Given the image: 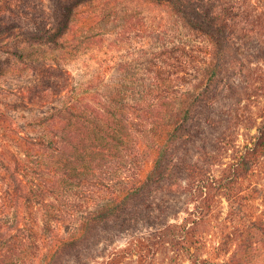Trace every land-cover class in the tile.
<instances>
[{"label": "trees", "instance_id": "1", "mask_svg": "<svg viewBox=\"0 0 264 264\" xmlns=\"http://www.w3.org/2000/svg\"><path fill=\"white\" fill-rule=\"evenodd\" d=\"M20 2L0 0V17L32 20L28 35L55 45L59 58L90 48L94 66L85 81L73 83L59 66L44 65V82L29 99L40 104L63 94L62 104L37 117L38 136L12 134L23 158L10 149L0 152L10 213L0 222V264H63L97 225L133 231L101 264L128 258L152 264L164 247L173 250L172 262L184 253L192 264H216L213 253L201 257L192 247L218 193L239 209L230 210L238 222L229 232L220 227L226 235L216 247L230 253L229 240L239 242L217 264H249V248L264 245V217L249 213L247 204L260 193L264 174V98L258 96H264V77L253 65L264 59V0H66L63 11L32 17ZM1 62L0 54V75ZM116 64L125 75L107 84ZM11 124L0 108V132L9 135ZM240 126L250 136L242 147L234 139ZM218 128L207 136V129ZM224 150L233 159L218 175L214 164ZM126 179L130 186L81 221L78 233L59 235L54 218L60 221L79 205L77 197L89 196V183ZM188 190L195 203L191 217L166 218L167 203ZM51 195L62 205L47 212L41 229L37 205ZM142 223L149 225L145 231Z\"/></svg>", "mask_w": 264, "mask_h": 264}, {"label": "rangeland", "instance_id": "2", "mask_svg": "<svg viewBox=\"0 0 264 264\" xmlns=\"http://www.w3.org/2000/svg\"><path fill=\"white\" fill-rule=\"evenodd\" d=\"M20 3L30 17H32L34 13L40 14L44 11L48 13L63 11L65 9L63 4L66 3V0H21ZM5 23L11 24L12 28H7ZM33 27V21L23 16L0 17V46L3 48L0 54L2 57L1 63L4 67V73L0 75V108L5 111L7 116L11 117L12 121V131L7 130L9 135L0 132V152H4L5 148L6 152L10 149L18 152L22 158L24 157L22 146L16 140H13L12 134H31L33 136L41 134L43 128L37 123V117L44 115L48 110H53L55 106H60L64 98L63 94H53L51 99L40 104L33 103L29 99L32 89L41 86L44 82L41 73L43 66L46 64H53L55 67L59 66L64 72L70 73L73 83L85 81L94 66V61L90 58V48L81 47L59 58L61 50L54 49L55 45L39 43L28 35L29 30L27 29ZM70 41L72 39L69 37L65 40V44L68 45ZM177 52L180 53V51ZM19 54H23V57H20ZM253 65L258 66L263 71L262 75L264 77V59L256 60V63ZM124 75L125 73L116 64L107 73L105 82L107 84H114L123 79ZM258 96L264 98L262 95ZM258 120L260 122L261 118H258ZM3 122L4 125L9 126L6 123V119ZM220 130L221 128L217 130L207 129V136L212 138ZM246 130L243 126H240L238 132L235 133L234 139H236V143L240 147L250 142V136L246 134ZM249 131L251 134H254L256 133V128H251ZM6 152L3 158L8 160ZM222 152V155H219L220 158L217 159V163L214 164V173L218 175L226 163L233 159L225 150ZM3 174L4 172L0 165V222L4 223L10 216V213L9 209H6L7 207L4 206L3 196L6 193L7 184L1 178ZM183 182L186 184L188 181L184 180ZM89 184H91L89 187L91 193L89 196L77 197L80 202L76 206L77 208L72 207L70 208L71 210L68 209L64 214H60V221L54 218L60 236L72 237L76 232L78 233L81 221H84L89 215L98 212L102 204L112 201L115 196L114 192H119L130 186L129 179L115 180L104 184L96 182ZM259 187L260 193H256L255 198L247 201V204L249 213H253L257 217H264V174L259 180ZM236 197L238 200L241 199V196ZM213 203L212 212L199 225L196 234L199 238V243L193 246L192 250L199 252L201 257H208L213 253L210 256L218 263L221 262L220 260H228L229 255L236 251L239 241L234 238H231L228 243V250L231 249L230 253L219 252L220 249H217L216 246L220 244V240H223L222 236L226 235L221 234L220 227L226 225L227 227L224 229L226 232L236 227L238 216L235 221H232V216L229 212L230 210L238 211L239 203L234 199L228 201L223 193L216 194ZM194 204L189 190L177 194L166 205V213L168 215L166 218L175 222H183L185 219L191 217L189 211L193 209ZM60 205H62L61 197L57 199L52 195L45 202L37 205V215L41 229H43L47 212H57L56 209ZM227 217L230 218L227 219ZM151 220L157 221L158 219ZM138 226L142 231H145L146 226L149 225L142 223ZM1 227L3 225L0 224ZM121 227L117 225L110 228L102 225L95 226L94 233L88 235L89 241L84 244L81 243L77 250L74 249L68 252L62 261L63 264H101L110 257L115 248L128 243L133 231L123 232L121 231ZM2 242L3 239H0V244ZM172 255L173 250L170 247H164L154 258L152 264H192L188 254L184 255L183 253L175 262H172ZM245 256L249 264H264V245L260 242L254 243ZM121 264H137V262L134 258H128V260Z\"/></svg>", "mask_w": 264, "mask_h": 264}]
</instances>
